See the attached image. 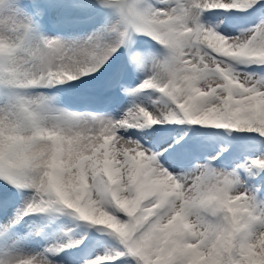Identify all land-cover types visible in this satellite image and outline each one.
Segmentation results:
<instances>
[{
    "label": "snow or ice",
    "instance_id": "6c2138e0",
    "mask_svg": "<svg viewBox=\"0 0 264 264\" xmlns=\"http://www.w3.org/2000/svg\"><path fill=\"white\" fill-rule=\"evenodd\" d=\"M0 264H264V0H0Z\"/></svg>",
    "mask_w": 264,
    "mask_h": 264
}]
</instances>
